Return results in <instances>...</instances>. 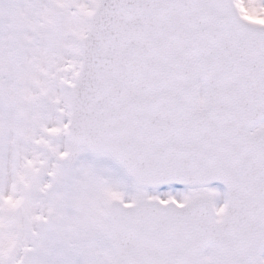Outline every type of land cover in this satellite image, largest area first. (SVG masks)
<instances>
[{"label":"snow or ice","instance_id":"1","mask_svg":"<svg viewBox=\"0 0 264 264\" xmlns=\"http://www.w3.org/2000/svg\"><path fill=\"white\" fill-rule=\"evenodd\" d=\"M0 264H264V0H0Z\"/></svg>","mask_w":264,"mask_h":264},{"label":"rangeland","instance_id":"2","mask_svg":"<svg viewBox=\"0 0 264 264\" xmlns=\"http://www.w3.org/2000/svg\"><path fill=\"white\" fill-rule=\"evenodd\" d=\"M81 159H84V160H90L94 165L95 167L98 169V170H101V171H105V170H102V168H106L107 169V164L106 162H104L102 160V158H99V159H95L93 160L94 158H92L90 155H87V154H83L81 157ZM220 189V188H219ZM221 191V194H222V190L220 189ZM40 198V194L39 193H36L35 194V199H39ZM4 222L6 223L7 222V219L6 217L4 218Z\"/></svg>","mask_w":264,"mask_h":264},{"label":"bare ground","instance_id":"3","mask_svg":"<svg viewBox=\"0 0 264 264\" xmlns=\"http://www.w3.org/2000/svg\"><path fill=\"white\" fill-rule=\"evenodd\" d=\"M102 170H106V168H102Z\"/></svg>","mask_w":264,"mask_h":264}]
</instances>
